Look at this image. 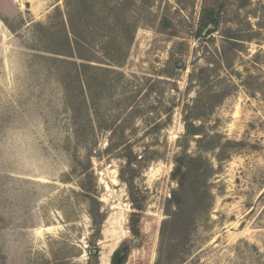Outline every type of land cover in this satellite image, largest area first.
<instances>
[{"label": "rangeland", "instance_id": "rangeland-1", "mask_svg": "<svg viewBox=\"0 0 264 264\" xmlns=\"http://www.w3.org/2000/svg\"><path fill=\"white\" fill-rule=\"evenodd\" d=\"M71 1L0 0V264H264V0Z\"/></svg>", "mask_w": 264, "mask_h": 264}, {"label": "trees", "instance_id": "trees-1", "mask_svg": "<svg viewBox=\"0 0 264 264\" xmlns=\"http://www.w3.org/2000/svg\"><path fill=\"white\" fill-rule=\"evenodd\" d=\"M72 3L74 2V5L76 4H80L81 6L78 8L79 12L80 10L83 8V7H89L88 4L90 2L89 1H85V0H72L71 1ZM90 5V4H89ZM91 6V5H90ZM76 7V6H75ZM75 7L74 6H71V8H69V12H67V16L69 17L68 18V27H69V33L71 35H73V40L71 39L70 42H69V48H70V52H68V56L70 57H73V56H77L79 57L81 60L85 61L83 62L84 64H82L81 66V69L84 70V68H88V69H94V70H98V71H103V72H109L111 69L109 68H105V67H101V66H97V65H91V63H88V62H95V63H98V64H102V65H105L103 62H98L96 61L95 59H92L91 57L89 56H86L84 54H82V52L80 51L81 48H83V45H85V41L82 39V36L81 34L79 33L80 31V24L81 22H78V20L74 17V11L76 12L77 9L75 10ZM94 15V14H93ZM109 17H110V20H111V12L110 14H108ZM209 14L207 13V15H202V18H201V26H203L204 28L207 27L208 25H212V23H214V20L212 21L210 18H209ZM69 37V36H68ZM111 65V60L108 61ZM88 63V64H86ZM113 63V62H112ZM107 65V64H106ZM190 128L192 129L193 128V125L189 126V130L187 131V135L190 136V135H197V130H195L193 128L192 131H190ZM179 169L177 168V171ZM192 172V170H191ZM208 174H206L207 176ZM209 176V175H208ZM180 190H179V194L180 192L183 193V191H185L184 193L185 194H190L189 191H186L185 187H186V184L183 183V184H180ZM182 195V194H181ZM180 205V204H179ZM181 206V205H180ZM180 206H178L177 204V207L178 209L177 210H180ZM179 212V211H178ZM168 222H165V225L167 224ZM136 235L137 232H135ZM117 252L115 253L114 257L116 256Z\"/></svg>", "mask_w": 264, "mask_h": 264}]
</instances>
